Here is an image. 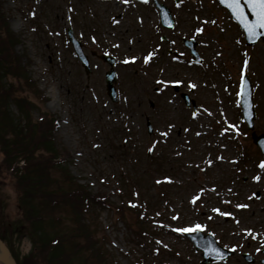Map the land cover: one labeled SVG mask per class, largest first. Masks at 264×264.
<instances>
[{
	"label": "rangeland",
	"instance_id": "obj_1",
	"mask_svg": "<svg viewBox=\"0 0 264 264\" xmlns=\"http://www.w3.org/2000/svg\"><path fill=\"white\" fill-rule=\"evenodd\" d=\"M211 1L197 0L194 4L193 0H183L175 8L177 35L198 34L208 67L196 68L164 58L163 77L170 81L160 83L167 86L183 79L187 88L189 83L195 84L201 111L193 114L172 87L161 95L154 91L161 69H141L138 61L132 60L147 41L143 34L155 26L153 16L144 14L136 2L2 0L16 33L11 35L19 42L15 51L22 54L23 63L27 62L40 95L47 97L41 100L43 96L33 92L32 85L18 88V93L24 92L37 105L32 118H38L41 109L57 116L55 139L61 150L70 152L71 172L94 191L108 192L116 205L125 208L124 217L115 205L91 215L92 227L107 242V256L118 264H133L140 257L146 258L142 264H201L200 253L175 233L181 226H206L227 243L234 239L233 230L243 235L239 237L245 245L248 240L263 238L264 168L260 164L264 159L243 121L240 84L242 67L246 66L254 84L258 113L255 129L264 132V44L245 46L243 35L229 26L230 22L216 25V16L210 13L212 9L216 13L222 10ZM195 13L201 16L198 21ZM201 26L205 27L202 33L198 31ZM69 27L90 57L89 73L67 40ZM0 35L4 36L2 32ZM105 50L119 56L118 103H113L106 91L109 65L92 53ZM246 59L247 64L243 63ZM8 83L15 84L13 77ZM149 99L156 101L154 107L149 106ZM143 111L154 118L152 135ZM2 158L0 147V169ZM60 170L52 174L59 175ZM257 175L259 181L254 179ZM11 179L0 173L1 229H7L6 243L16 258L27 260L32 257L31 241L29 236L20 238L21 231H16L22 210ZM138 182L134 207L150 204L149 219L143 224L138 221L141 210L129 209V186ZM194 197H198L195 203ZM217 208L220 212L215 211ZM56 213L64 217L62 228H74L72 214L55 209L52 215ZM251 251L260 254L259 247ZM239 263L247 264L237 255L226 264Z\"/></svg>",
	"mask_w": 264,
	"mask_h": 264
},
{
	"label": "trees",
	"instance_id": "obj_2",
	"mask_svg": "<svg viewBox=\"0 0 264 264\" xmlns=\"http://www.w3.org/2000/svg\"><path fill=\"white\" fill-rule=\"evenodd\" d=\"M1 29L6 35L0 36V147L3 155L0 171L14 177L22 210V221L16 231L24 230L33 245L32 257H27L23 264H111L85 218L88 207L105 196L75 181L64 158L56 160L61 151L53 140L54 119L44 112L41 120H32L30 110L34 104L25 95H13L15 89L24 84L34 86L35 82L22 64V56L15 51L2 0ZM9 74L17 78L18 88L8 83ZM33 88L39 93L35 86ZM11 99L20 109L18 116L11 109ZM21 160L26 163L22 168ZM57 166L63 169L62 179L52 174ZM55 209L73 214L74 228H62L64 217L57 213L52 215ZM0 235L6 238L1 228ZM91 256L94 259H90Z\"/></svg>",
	"mask_w": 264,
	"mask_h": 264
},
{
	"label": "water",
	"instance_id": "obj_3",
	"mask_svg": "<svg viewBox=\"0 0 264 264\" xmlns=\"http://www.w3.org/2000/svg\"><path fill=\"white\" fill-rule=\"evenodd\" d=\"M225 7H227L230 12L234 15V17L240 22L241 26L243 27V29L246 32L247 35V40L250 44H254L255 42H257V40L260 37L264 38V29H259L256 31L255 35H253L251 32H249L248 28L245 27V23L246 21L242 18H238L237 14L233 11V9L229 6L232 3V0H219ZM244 1V11L247 14V21H252L255 22L256 20V16L255 14L252 12V10L250 8H248L247 3L248 0H242ZM164 18H167V15L164 13L163 14ZM73 38V35H72ZM76 49L80 52L81 55L82 51H81V44L76 41L75 39H73ZM113 73V72H112ZM114 75V73H113ZM113 82H111V80L108 83V90L109 93L112 95L113 99H116V90L115 87L112 85ZM242 104H243V113H244V118L248 123L249 128L253 129L254 128V119L256 118V113H255V108H254V104H253V97H252V91H251V85L249 84V82H246L245 85V89L243 92V96H242ZM253 138L254 141L261 147L262 151L264 152V134L261 135H257L256 132L253 133ZM213 236L212 235H208L205 238H198L195 240V243L200 247L203 248L204 251V255L206 258V262L208 261H212L215 260L217 258H226L229 254V252L221 247H219L215 241L213 242ZM0 244L3 246L4 248V254H3V259L5 261V263L10 264V253L8 248L5 246L4 242L1 240L0 238ZM211 248V249H209Z\"/></svg>",
	"mask_w": 264,
	"mask_h": 264
},
{
	"label": "snow or ice",
	"instance_id": "obj_4",
	"mask_svg": "<svg viewBox=\"0 0 264 264\" xmlns=\"http://www.w3.org/2000/svg\"><path fill=\"white\" fill-rule=\"evenodd\" d=\"M125 3H128L129 0H124ZM233 11L237 14L238 18H242L246 21L245 27L248 28L249 32L255 35L256 31L259 29H264V0H248L247 6L252 10V12L256 16L255 22L247 21V14L244 11V4L242 0H232V3L229 5ZM198 31H203V29H199ZM151 53L148 57L145 58V62L147 63L148 60L151 59ZM132 59H135L134 57ZM192 87H196L195 84ZM167 135V133H165ZM151 150V149H150ZM211 163V161H209ZM261 168H264V162L260 164ZM255 180L259 181L261 177L259 175L254 177ZM255 195V194H254ZM198 197H194L193 203H195ZM247 205H238V207H246ZM216 212H220V209H215ZM225 215H230V213H224ZM203 226L197 224L195 226V230H200ZM176 231H190V229L183 228V229H176Z\"/></svg>",
	"mask_w": 264,
	"mask_h": 264
},
{
	"label": "flooded vegetation",
	"instance_id": "obj_5",
	"mask_svg": "<svg viewBox=\"0 0 264 264\" xmlns=\"http://www.w3.org/2000/svg\"><path fill=\"white\" fill-rule=\"evenodd\" d=\"M181 42H182V38H181V40H180ZM158 43H159V41H157ZM168 43H169V45H171V46H175V47H179V48H181V45L179 44V43H175L174 41H168ZM151 45L153 46L151 49L149 48V47H145L144 48V51H145V53H148L149 51H151L152 53V56H153V58H154V61H155V64H156V56H157V53H159L160 54V56L161 57H163V54H164V51H162L161 49H160V47H159V45H155V43L154 42H152L151 43ZM156 46V47H155ZM182 46H183V44H182ZM186 49V48H185ZM177 50V49H176ZM186 51H187V49H186ZM168 53L169 54H171L173 57H176L177 56V58H178V60H182L183 58H184V56L182 55V53H178V52H176V51H174V50H171V49H169L168 48ZM159 65V66H158ZM166 64L165 63H163V64H157V67H160V66H165ZM162 69V68H161ZM162 71H163V69H162ZM164 72V71H163Z\"/></svg>",
	"mask_w": 264,
	"mask_h": 264
},
{
	"label": "bare ground",
	"instance_id": "obj_6",
	"mask_svg": "<svg viewBox=\"0 0 264 264\" xmlns=\"http://www.w3.org/2000/svg\"><path fill=\"white\" fill-rule=\"evenodd\" d=\"M4 251L5 250H4L3 246L0 245V264H7V263H5V261L3 259ZM10 264H15L13 259L10 260Z\"/></svg>",
	"mask_w": 264,
	"mask_h": 264
}]
</instances>
